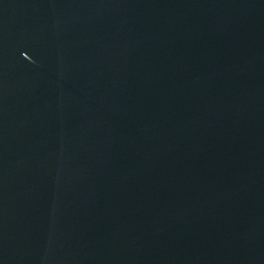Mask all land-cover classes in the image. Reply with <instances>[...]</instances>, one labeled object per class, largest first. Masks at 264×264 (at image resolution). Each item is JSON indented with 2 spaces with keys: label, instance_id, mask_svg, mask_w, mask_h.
Listing matches in <instances>:
<instances>
[{
  "label": "water",
  "instance_id": "1",
  "mask_svg": "<svg viewBox=\"0 0 264 264\" xmlns=\"http://www.w3.org/2000/svg\"><path fill=\"white\" fill-rule=\"evenodd\" d=\"M0 264H264V0H0Z\"/></svg>",
  "mask_w": 264,
  "mask_h": 264
}]
</instances>
